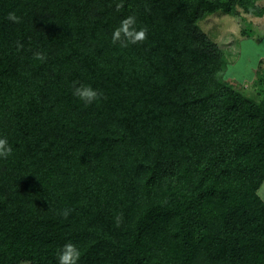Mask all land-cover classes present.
Returning a JSON list of instances; mask_svg holds the SVG:
<instances>
[{
  "label": "trees",
  "instance_id": "16d2710c",
  "mask_svg": "<svg viewBox=\"0 0 264 264\" xmlns=\"http://www.w3.org/2000/svg\"><path fill=\"white\" fill-rule=\"evenodd\" d=\"M234 10L0 0V264H58L68 242L77 264H264V106L219 79L224 49L199 24ZM128 16L147 38L121 47Z\"/></svg>",
  "mask_w": 264,
  "mask_h": 264
},
{
  "label": "rangeland",
  "instance_id": "374dc122",
  "mask_svg": "<svg viewBox=\"0 0 264 264\" xmlns=\"http://www.w3.org/2000/svg\"><path fill=\"white\" fill-rule=\"evenodd\" d=\"M222 2L234 8L236 15L216 12L199 23L224 49L226 62L216 70L217 75L224 83L264 106V0ZM161 181L172 184L175 176L167 170ZM202 234V229L197 230L195 238Z\"/></svg>",
  "mask_w": 264,
  "mask_h": 264
},
{
  "label": "clouds",
  "instance_id": "9594fccd",
  "mask_svg": "<svg viewBox=\"0 0 264 264\" xmlns=\"http://www.w3.org/2000/svg\"><path fill=\"white\" fill-rule=\"evenodd\" d=\"M123 5L118 4L117 10ZM7 19L13 23H20V18L15 12H10ZM135 16H128L120 22V25L112 33L113 43H119L121 47H127L129 44H136L143 42L147 38V29L140 28L137 30L135 27ZM22 44H17V50L22 48ZM34 59L43 61L45 56L41 52L34 53ZM73 96L77 97L85 104H92L102 97V93L93 89L90 85L80 84L79 86H73ZM12 154V147L8 144L6 138H0V159H7ZM255 195L264 201V182H262L256 189ZM62 215L66 218L69 215V210H64ZM120 216H117V226L120 223ZM80 258V252L78 248L71 242L66 243L58 253V264H77Z\"/></svg>",
  "mask_w": 264,
  "mask_h": 264
}]
</instances>
